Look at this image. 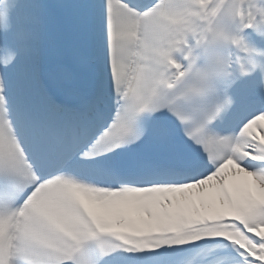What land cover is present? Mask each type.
Returning a JSON list of instances; mask_svg holds the SVG:
<instances>
[{
    "label": "snow or ice",
    "instance_id": "snow-or-ice-1",
    "mask_svg": "<svg viewBox=\"0 0 264 264\" xmlns=\"http://www.w3.org/2000/svg\"><path fill=\"white\" fill-rule=\"evenodd\" d=\"M0 264H264V0H0Z\"/></svg>",
    "mask_w": 264,
    "mask_h": 264
}]
</instances>
